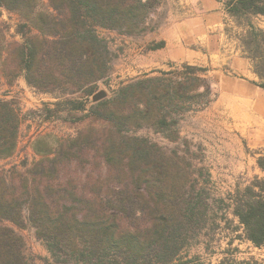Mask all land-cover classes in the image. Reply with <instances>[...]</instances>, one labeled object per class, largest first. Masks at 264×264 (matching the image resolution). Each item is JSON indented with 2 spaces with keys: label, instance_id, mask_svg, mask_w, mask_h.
<instances>
[{
  "label": "trees",
  "instance_id": "trees-1",
  "mask_svg": "<svg viewBox=\"0 0 264 264\" xmlns=\"http://www.w3.org/2000/svg\"><path fill=\"white\" fill-rule=\"evenodd\" d=\"M160 1L0 0V10L17 14L21 35V41L8 40L0 22V88L11 87L22 73L34 90L58 93L53 108L40 109L45 118L82 110L108 70L98 29L138 33ZM223 2L237 17L264 15V0ZM247 23L244 44L264 60V30ZM262 67L254 69L264 78ZM258 85L264 89V82ZM145 88L147 97L142 81L120 87L87 111L92 127L56 140L30 163L0 168V264H29L19 231L25 226L47 250L44 264H263L253 257L225 256L217 263L185 258L183 251L207 222L205 196L187 188L172 152L128 133L165 123L160 105H177L183 83L162 92L156 84ZM20 111L0 95V159L16 149ZM257 164L264 171V157ZM263 192L264 178L254 176L231 195L243 237L258 248L264 247Z\"/></svg>",
  "mask_w": 264,
  "mask_h": 264
},
{
  "label": "rangeland",
  "instance_id": "rangeland-1",
  "mask_svg": "<svg viewBox=\"0 0 264 264\" xmlns=\"http://www.w3.org/2000/svg\"><path fill=\"white\" fill-rule=\"evenodd\" d=\"M162 3L163 0L148 14L138 33L122 34L112 29H98L99 37L105 39L107 44L108 70L96 80L92 94L83 99L82 110L73 111L70 115L61 113L58 118L47 119L40 109L45 104L53 108L52 102L56 101L57 92L34 90L27 85L22 73L11 87L5 84L1 86L0 95L12 98L21 110L22 123L16 149L11 156L0 159V168L30 163L42 156L38 152L49 149L56 140L92 127L94 123L84 118L87 111L98 101L111 98L122 86L142 81L143 95L147 97V85L156 84L162 92L164 86L182 82L183 88L177 93V105H160L158 116L165 115V123L151 122L132 127L128 133L147 138L165 152H172L182 169L180 174L188 179L187 188L191 187L195 193L202 192L205 196L207 222L183 251L185 258L194 257L199 262L217 263L225 256L236 259L253 257L264 264V247L258 248L243 237L241 224L232 212L231 202V195L237 188H242L254 176L264 178V171L257 164V158L264 157V145L249 140V134L218 131L216 122L207 113L209 104L216 96L207 67L169 58L158 60L157 53L163 51L161 48L164 45L159 27L167 18L166 6ZM232 16L233 23L228 30L231 36H236L237 32L232 26H235V22H247L249 17ZM0 22L5 27L8 40L21 41V35L17 32V14L1 9ZM246 35L247 32L239 39L254 59V67L263 65L264 60L257 59L255 51L245 46ZM260 43L259 52L264 53L262 40ZM249 46L252 47V44ZM99 90L105 91L106 95L94 101L92 96ZM236 136L242 138L239 140ZM242 162H246L243 173L240 170ZM19 231L25 240L24 252L29 264H44L43 258L48 256V252L35 238L33 228L25 226Z\"/></svg>",
  "mask_w": 264,
  "mask_h": 264
},
{
  "label": "crops",
  "instance_id": "crops-1",
  "mask_svg": "<svg viewBox=\"0 0 264 264\" xmlns=\"http://www.w3.org/2000/svg\"><path fill=\"white\" fill-rule=\"evenodd\" d=\"M162 4L167 18L159 27L164 45L158 60L207 67L216 91L207 113L218 131L249 134V140L264 145V89L258 85L264 78L255 72L254 59L239 39L248 23L235 22L232 28L237 35L231 36L228 29L234 17L223 0H163ZM248 21L264 30V15H251ZM245 163L240 164L242 173Z\"/></svg>",
  "mask_w": 264,
  "mask_h": 264
},
{
  "label": "water",
  "instance_id": "water-1",
  "mask_svg": "<svg viewBox=\"0 0 264 264\" xmlns=\"http://www.w3.org/2000/svg\"><path fill=\"white\" fill-rule=\"evenodd\" d=\"M105 95H106L105 91L99 90V91H97L96 93L93 94L92 98H93L94 101H98V100L104 98Z\"/></svg>",
  "mask_w": 264,
  "mask_h": 264
}]
</instances>
